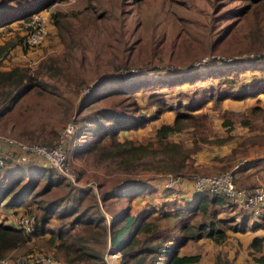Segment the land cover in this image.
<instances>
[{
	"label": "rangeland",
	"instance_id": "rangeland-1",
	"mask_svg": "<svg viewBox=\"0 0 264 264\" xmlns=\"http://www.w3.org/2000/svg\"><path fill=\"white\" fill-rule=\"evenodd\" d=\"M240 4L242 3L237 0H55L50 7L34 13L26 21H30L34 15H40L33 19L35 22L29 27L19 26L10 32L2 33L0 44L17 34L23 36L26 42L33 27L43 30L38 45L29 46L26 42L29 47L26 53H22L19 48L11 50L0 61V71L10 70L18 65L29 69L31 76H41L44 83L51 84L55 88L53 90V87H50L49 90L61 99L53 97L54 99L47 102L51 105L45 119L47 122L36 131L38 137L56 144L58 135H61L66 125L73 120L74 115L81 108V100L89 94V89L95 84L99 86L98 88L105 86L108 88L115 82L119 85L133 79L140 80V77L155 79L176 76L177 70L183 73L188 71L187 68L191 69L200 63L204 65L210 62L213 64L218 61L230 62L264 56V46L251 48L248 45L249 41L245 37L252 28L246 22L240 26L236 25L230 32L231 35L226 43L234 44L231 49L224 48L226 44L216 50L211 49L212 43L222 35L223 31L238 22L237 18L228 20L231 15L226 12ZM58 14L62 18L58 17L59 24L55 25L52 16ZM221 51L227 53L222 54ZM207 52L213 54L205 55ZM45 63L52 64L54 70H58L49 72L45 69ZM41 65V73L37 75V69ZM68 65L73 67L70 74ZM154 69L160 71L155 72ZM175 69L176 72H173ZM113 73L118 74L117 79L103 81ZM47 74L53 78H47ZM133 74L136 76H132ZM263 78L264 72L252 70L240 74V83L252 85ZM202 87L222 89L225 85L219 87L217 81L209 79L199 81L195 85L185 83L177 87L159 89L158 92L162 94L159 97L164 99L169 110L155 116L143 128L123 133L121 136L124 137L123 139L143 145L151 144L154 152L160 153L161 147L159 148L156 143L158 128L162 125H172L176 116L173 109L189 102L191 98H186V95H191L195 89ZM147 98L148 91H141L137 95V102L143 107L142 111L145 114L152 116L156 107L147 106ZM65 110L66 115L62 114ZM88 111L89 109H86L82 114ZM190 114L192 119L183 121L181 130L170 133L166 138L167 142L176 143L183 149V153L174 157L176 164L185 161L187 166L185 175L180 177L190 179L231 172L235 175L238 187L247 190H264V94L240 101L210 100L203 108ZM11 126L9 121H0V136L23 143L29 142L18 139ZM30 144L45 145L38 142ZM161 156L162 154H157V158ZM69 162L77 175L78 184L67 187L66 182L59 181L60 185L42 191L45 185V179H42L35 190V193L37 192L35 196L27 200L24 206L16 209L17 212L33 216L36 223V217L40 215L37 209L39 206H47L52 202H55L56 206L74 204L72 201L80 195L83 201L80 200L81 208H85L92 203L91 197L83 198L78 192L85 189L90 190L94 196L99 212L105 215V211H108L114 216L119 213L118 202L104 204L103 207L99 201V194L109 189L111 184L116 185L123 178H142L155 187V192L153 190V193L135 200L144 201V205H140L138 209L134 203L136 208L133 207L132 211L135 213L149 206L155 205L157 208L162 205L158 203H169V200L173 199L183 202V195L184 198L190 197L188 193L175 194L171 199L164 201L165 196L159 187V182L168 175L174 176L168 170L157 173L143 169L142 165L138 164L133 175H122L114 170V166L117 167L118 163L112 160L99 163L90 155L74 159L70 152ZM250 162L253 164L244 171L243 168ZM52 177L56 179L55 174ZM102 185L105 188L101 190ZM68 190L70 195L65 196ZM166 207L170 205L167 204ZM212 210H216L215 218L210 215L197 216L193 221L205 224L213 222L218 228L224 229L225 226L218 224L221 220L227 223L226 226L240 225L243 215L247 213L249 214L247 226L250 227L256 222H262L264 217L262 214L253 215L248 209L240 207L228 209L214 206L210 208V212ZM0 211L6 215L7 212L13 213L15 209L1 208ZM69 220L71 218L64 221L69 222ZM59 226L60 222L55 217L47 225L54 230ZM227 234L228 237L223 243L215 244L212 240L203 238L198 242H189L184 250L200 254L201 260L198 264L254 262L250 253L252 251L247 246L248 240L251 236L264 235V227L261 226L255 231L248 228L244 233L227 230ZM27 236L31 250L21 254L11 253L0 261V264H18V261L28 254H46L59 258L44 244L47 235L42 238L36 234ZM103 245H97L95 248L98 252H103L104 260L107 254L117 255L115 252L110 254L112 250L109 246Z\"/></svg>",
	"mask_w": 264,
	"mask_h": 264
},
{
	"label": "trees",
	"instance_id": "trees-1",
	"mask_svg": "<svg viewBox=\"0 0 264 264\" xmlns=\"http://www.w3.org/2000/svg\"><path fill=\"white\" fill-rule=\"evenodd\" d=\"M54 1L0 0V36L3 32H10L15 27H23L34 13L50 7ZM237 1L242 4L226 14L231 15L227 18L228 20L237 18L238 22L223 31L222 35L212 43V50H216L224 44H226L224 48L231 49L234 44L226 43L231 35L230 32L236 25L240 26L244 22L249 23L252 28L245 37L249 41L248 45L251 48L264 46V0ZM58 17L62 18L60 14L52 16L55 25L59 24ZM27 46L23 36L14 35L0 44V61L14 48H19L23 51L22 53H26L29 48ZM221 53L226 54L227 52L221 51ZM207 54H213V52H207L205 55ZM210 63L204 65L200 63L191 69L187 68L188 71L183 73L178 70L176 72L175 69L173 72L177 73L176 76L172 75L167 78L140 77V80L129 79L130 81L119 83V85L115 82L108 88H106L107 86L98 88L99 86L95 84L89 89V94L81 100V108L72 120L75 131L66 142L67 160L69 161L70 152L74 159L90 155L96 158L99 163L112 160L118 163L117 167L114 166V170L122 175H133L138 164L142 165L143 169L157 173L168 170L174 176L185 175L187 170L185 161L182 164H176L174 160L176 155L183 153V149L176 143L167 142V136L180 131L183 121L192 119L190 113L200 110L210 100L215 102L226 99L240 101L264 94V78L255 81L252 85L240 83V74L243 72L252 70L264 72V56ZM44 66L49 72L58 70L55 71L52 64L45 63ZM68 67L70 74L73 67L71 65ZM41 70L42 65L37 69V75H40ZM59 70L61 71L60 68ZM153 71L159 72L160 69ZM40 77L31 76L29 69L18 65L10 70L0 71V121L11 122V129L18 139L29 141L27 143L38 142L54 146L55 144L38 137L36 130L41 129L44 122H47L45 119L51 109V105L47 102L54 99L53 97L59 100L61 98L53 95L54 93L49 90L53 86L44 83ZM46 77L53 78L49 74ZM117 78L118 74L113 73L103 81ZM209 79L217 81L219 87L222 85L225 87L222 89L197 88L193 94L186 95V98H191V100L173 109L176 112L174 123L162 125L156 132V143L159 148L161 147L160 153L154 152L151 144L143 145L123 139L121 134L139 130L155 116L169 110L164 99L159 97L162 95L158 92L159 89L177 87L185 83L195 85L199 81ZM141 91H148L147 106L156 107L152 116L145 114L142 111L143 107L137 102V95ZM192 97L194 98L192 99ZM86 109L89 111L82 114ZM66 110L69 109L66 108ZM66 110L62 114L66 115ZM157 154H162V156L157 158ZM252 164L253 162L248 163L243 170H248ZM133 168L135 169L133 170ZM53 174L56 175L55 180L52 177ZM75 176L77 178V175ZM42 179H45L42 191H48L53 186L60 185L59 181L66 182L67 187L71 185L61 175L38 165L8 163L0 167V209H15L13 213H16V209L24 206L27 200L35 196L37 193L35 190ZM166 182V178L159 182V187L165 196L164 201L171 199L175 194H189L192 191L190 181H186L187 184H182V180H180L174 188H167ZM102 188L105 187L102 185L101 190ZM153 190L155 192V187L149 185L142 178H123L116 185L111 184L109 189L99 194V201L103 207H105L104 204L108 205L111 202H118L120 207L119 213L114 216L105 211L108 215V226L106 218L97 209L90 190H78L83 198L91 197L92 203L89 206L81 208V195L74 198L72 201L74 204L56 206V203L52 202L47 206H39L37 209L40 211V215L36 217V231L32 235L36 234L41 238L47 235L48 238H44V244L52 249L54 255L59 257L64 264H107L103 252H98L95 248L102 244L104 247L109 246V249L112 250L110 254L113 252L120 254L119 264H197L201 259L200 254H184L182 252L189 242L208 238L215 244H220L228 237L227 230L244 233L248 228L255 231L261 226L264 227V217L262 222H256L248 227L249 214L247 213L243 215L240 225L226 226V222L219 221L218 224L225 226L224 229L218 228L217 224L213 222L209 224L199 223L196 220L194 222L193 220L197 216L210 215L215 218L216 210L210 212V208L214 206L227 207L228 209L234 207L226 197L208 192L195 194L193 191L194 193L190 197L182 196L183 202L173 199L169 200V203H158L162 205L157 208L155 205L149 206L134 213L132 211L134 200L153 193ZM187 190L189 192H186ZM69 192L70 190L65 193V196L70 195ZM81 202L83 201L81 200ZM163 204L166 206L168 204L170 207ZM261 209V214L264 216V206ZM10 213L12 212L3 215L0 211V261L11 253L21 254L31 250V245L28 244L29 237L8 222ZM251 214L253 213L251 212ZM53 217L60 222V226L55 230L47 227ZM67 218H71V220L65 222L64 220ZM248 248L252 251L250 253L254 262L264 264V237H252L248 242ZM116 258L118 261L119 256L117 255Z\"/></svg>",
	"mask_w": 264,
	"mask_h": 264
},
{
	"label": "built area",
	"instance_id": "built-area-1",
	"mask_svg": "<svg viewBox=\"0 0 264 264\" xmlns=\"http://www.w3.org/2000/svg\"><path fill=\"white\" fill-rule=\"evenodd\" d=\"M39 16L34 15L31 19L32 21L25 22L26 25L24 24V27H29L31 23L35 22L33 19ZM42 34V29L33 27L32 32L26 38L27 44L29 46L38 45ZM74 131V124L71 120L62 131L54 146L23 143L6 136H0V167L8 163L15 165H38L41 168L52 170L61 175L69 184H78L74 170L67 160V153L65 152L66 142L73 136ZM166 180V187L174 188L180 182L181 177L168 175ZM190 182L192 190L195 193L208 192L210 194L222 195L234 207L248 209L256 216L261 215V207L264 206V190H247L238 187L235 175L231 172H223L214 176L191 177ZM105 218L106 222L109 223L107 215ZM8 222L23 232V234H33L36 229L35 218L21 212L10 213ZM107 256H105V260L107 264H110ZM18 264H64V262L59 258L46 254H28L21 258ZM248 264L256 263L250 262Z\"/></svg>",
	"mask_w": 264,
	"mask_h": 264
},
{
	"label": "crops",
	"instance_id": "crops-1",
	"mask_svg": "<svg viewBox=\"0 0 264 264\" xmlns=\"http://www.w3.org/2000/svg\"><path fill=\"white\" fill-rule=\"evenodd\" d=\"M181 180H182V184L184 183V184H187L186 183V181H190V179L189 178H184V177H181ZM190 185H191V182H190ZM191 189H192V187H191ZM194 192H193V190L191 191V193L189 192V195H191L192 196V194H193ZM137 200V199H136ZM137 205V209L139 208V206L140 205H144V201H139V202H137V201H135L134 200V202H133V207H135L136 208V206H135V204ZM135 213V212H134ZM255 236H261V237H264V235L262 234V235H255ZM252 237H254V236H251V237H249V240H248V242L250 241V239L252 238ZM201 240V239H200ZM200 240H198V241H200ZM197 241V242H198ZM247 246H248V244H247ZM185 249V248H184ZM182 250V252L184 253V254H196V253H191V252H187L186 250ZM185 251V252H184ZM118 256H119V260H120V254H117ZM116 255V256H117ZM119 260L117 261L118 262V264H119ZM201 260V259H200ZM106 261V260H105ZM238 262H240V261H238ZM106 263H107V261H106ZM199 263V262H198ZM197 263V264H198Z\"/></svg>",
	"mask_w": 264,
	"mask_h": 264
},
{
	"label": "bare ground",
	"instance_id": "bare-ground-1",
	"mask_svg": "<svg viewBox=\"0 0 264 264\" xmlns=\"http://www.w3.org/2000/svg\"><path fill=\"white\" fill-rule=\"evenodd\" d=\"M107 259H108V262H109L110 264H116V263H117V258H116V256L108 255V256H107Z\"/></svg>",
	"mask_w": 264,
	"mask_h": 264
},
{
	"label": "water",
	"instance_id": "water-1",
	"mask_svg": "<svg viewBox=\"0 0 264 264\" xmlns=\"http://www.w3.org/2000/svg\"><path fill=\"white\" fill-rule=\"evenodd\" d=\"M106 217V214L104 215ZM109 225V223H107V226ZM109 238V237H108ZM108 247V246H107ZM116 254H119L118 252H115ZM112 254V253H111ZM109 255V254H107Z\"/></svg>",
	"mask_w": 264,
	"mask_h": 264
}]
</instances>
